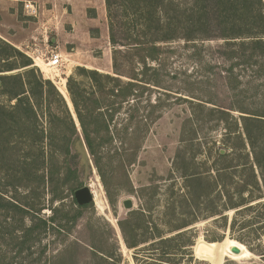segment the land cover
Listing matches in <instances>:
<instances>
[{
    "label": "rangeland",
    "instance_id": "374dc122",
    "mask_svg": "<svg viewBox=\"0 0 264 264\" xmlns=\"http://www.w3.org/2000/svg\"><path fill=\"white\" fill-rule=\"evenodd\" d=\"M7 1L0 0V30L5 34L0 33V38L8 42L9 35L24 32L26 44L18 49L33 62L38 58L34 64L55 85L62 84L60 78L65 84L76 66L114 75V50L120 51L116 61L121 72L135 73L150 83L118 110H109L104 121H92L95 113L90 117L83 111L91 128L105 123L114 133L124 129L137 132L134 151L124 152L117 137L108 146L119 150L103 160L108 193L91 159L80 158L76 141L71 167H76L77 173L69 174L68 181L62 183L65 162L59 155L50 156L49 140L41 131L68 125L53 121L43 103L36 118L30 115L24 122H0L3 127L30 129L22 138L10 140L16 143L14 147L0 138V264H144L156 258L150 255L151 236L161 233L170 237L179 232L185 235L175 243L188 239L192 257L177 249L175 259L167 264H212L195 255L199 236L206 241L230 237L252 253L241 259L226 256L222 264H264V207L257 205L264 203V193L249 204L251 208H245L248 204L229 208L225 196V189L234 191L236 183L252 181L253 174L260 179L264 174V121L258 122L264 119V56L260 50L242 42V37L228 39L234 35L227 17L218 10L210 17L203 16L202 22L210 25L197 28L191 40L160 43L157 59H146L145 67L141 52L110 42L105 0H22L13 6H7ZM27 1L36 8L33 16L26 12ZM111 2L113 22L126 28L131 14L122 0ZM243 20V24H252L248 18ZM37 23L45 40L38 31L30 37L26 33ZM56 44L63 53L57 67H48L59 75L53 79L38 60L46 63L56 52ZM6 51L0 47V53ZM75 60L84 65H76ZM4 61L0 54V68ZM20 70L0 71V75ZM67 96L68 101L63 97L82 137L68 92ZM0 103L11 104L1 90ZM243 116L253 118L244 121ZM3 117L8 118L6 113ZM65 140L56 142L62 145ZM37 145L43 146L44 158L30 152ZM246 162L253 171L248 166L242 168ZM228 165L232 167L222 172L228 184L224 188L221 183L216 185V169ZM186 170L199 173L198 181L189 184L183 176ZM259 181L261 187L254 189L255 194L263 192ZM85 184L93 200L80 208L73 192ZM241 195L246 197L247 192ZM127 198L132 201L130 208L122 204ZM131 214V223L139 225L138 239L147 240L134 248L126 246L119 226V221Z\"/></svg>",
    "mask_w": 264,
    "mask_h": 264
},
{
    "label": "trees",
    "instance_id": "16d2710c",
    "mask_svg": "<svg viewBox=\"0 0 264 264\" xmlns=\"http://www.w3.org/2000/svg\"><path fill=\"white\" fill-rule=\"evenodd\" d=\"M122 5L132 16L126 28L122 27L123 29L112 20L111 0H105L109 40L114 46L117 44L141 52V62L145 67L146 59H157L158 54L161 52L160 43L170 42L176 38L191 40L192 37H195L197 28L210 25L207 22H202L203 16L210 17L211 13H216L218 10L221 12L220 15L227 17L231 34L234 35L228 37V39L242 37V42L250 44L253 49H259V54L264 56V0H122ZM243 18H248L252 24L247 22L243 24ZM222 22L224 21L222 20ZM120 32L123 33V36L120 35ZM226 42H229V40ZM1 46L6 48L7 51L2 52L3 54L0 53L5 56L0 71H11L17 68L21 70L12 74L0 75V90L9 97L11 103L10 105L0 103V122L7 123L9 120L24 122L28 120L30 115L36 118L37 108H40V104L43 103L45 111L53 121L64 122L68 125L66 129L60 126H51L46 133L41 131L42 137L44 136L49 140L50 156L59 155L65 162L62 167L65 180L62 183L68 181L69 174L75 176L77 173V168L71 167L76 154L72 151V148H74V141H76L80 158L83 156L91 159L108 193L109 182L106 170L103 167V160L109 154L119 152L118 148L110 149L108 146L117 137L124 152L129 149L134 151L136 148L133 144L138 138L137 132L124 129L121 132L115 131L114 133L105 123L102 126L97 124L94 128H91L83 115V111H86L90 117L95 113L91 119L92 121H104L109 110L116 111L122 107L124 102L142 94V91L147 88L145 84L150 82L139 79L135 73L121 72L119 63L116 61V55L120 53L119 50L113 51L112 66L114 75L96 69H88L84 66H76L73 72L66 77L65 85L81 127L83 135L81 137L70 108L54 82L49 78H45L32 59L14 45L0 38ZM122 76L128 77V80L124 81ZM4 113L8 118L3 117ZM58 113L61 114V117L58 116ZM242 118L246 121L253 117L243 116ZM259 120L261 121L258 122L264 121V119ZM28 132H30V129L27 127L0 126V138L5 139L7 145L16 144L10 140L22 138ZM245 133L250 139L251 134L246 124ZM65 137L66 140L62 145L56 142L59 138ZM30 152L41 155L42 158L45 156V151L41 145L34 146ZM219 156L224 155L219 154ZM255 163L260 166L257 154H255ZM247 166L253 171V166L248 162L244 163L242 168L245 169ZM231 167L232 165H228L216 169V185L221 183L222 187H228V184L223 181L224 174L222 172ZM183 176L190 184L197 182L200 174L186 170ZM259 180L263 182V192L255 194L254 189L260 190L261 187ZM115 186L118 185L115 184ZM73 188L74 186L71 184L70 190H73ZM233 189L238 193L239 199L234 198L235 193L233 190L225 189L227 207L238 208L248 204L245 208H251L253 206L249 204L261 198L264 193V174L260 179L253 174L252 181H243L241 184L236 183ZM244 192H247L246 197L241 195ZM87 205H79V207ZM257 205L264 207V203H257ZM132 218L133 214L119 221L124 242L129 248L137 247L140 243L147 241L146 239H138L136 229L139 225L131 223ZM184 235V233L179 232L170 237H163L161 233L151 236L149 238L151 241L149 243L150 255H155L156 258L154 257L155 261H144V264H167L175 259L174 254L177 249L181 251L180 253H187L192 257L189 249L192 243L188 239H184L182 244L177 245L175 243L178 238Z\"/></svg>",
    "mask_w": 264,
    "mask_h": 264
},
{
    "label": "bare ground",
    "instance_id": "6f19581e",
    "mask_svg": "<svg viewBox=\"0 0 264 264\" xmlns=\"http://www.w3.org/2000/svg\"><path fill=\"white\" fill-rule=\"evenodd\" d=\"M38 64L42 65V67L49 73L51 78H59V75L54 74L53 72L51 73L50 68H48V64L40 59L38 60ZM60 82L62 84L57 83L56 87L68 101L67 89L64 82H62V78H60ZM234 246L239 248L237 253L231 250V248ZM194 252L198 258L207 260L212 264H222L226 256H230L235 259H241L249 258L252 255V253L245 247L244 244L230 237H224L220 241H206L204 238L199 236L194 244Z\"/></svg>",
    "mask_w": 264,
    "mask_h": 264
},
{
    "label": "crops",
    "instance_id": "0c3cea01",
    "mask_svg": "<svg viewBox=\"0 0 264 264\" xmlns=\"http://www.w3.org/2000/svg\"><path fill=\"white\" fill-rule=\"evenodd\" d=\"M16 1H22V0H8L7 1V6H13V2H16ZM10 16H12L13 15V13L12 12H10V14H9ZM15 23L19 26V25H22V24H20L19 22H18V20H15ZM32 25H30L29 27H31ZM21 27V26H20ZM34 27H36V28H34ZM28 28V27H27ZM22 29V28H21ZM35 31H38L39 32V34H41V36L43 37L42 38V40H45L44 39V31L43 30H41L40 29V27H39V24L37 23V25L35 26V25H33V28L31 29V30H28L26 33H30V35H29V37L30 36H32V34H33V32H35ZM0 33L1 34H3V36L5 35L3 32H2V30H0ZM19 34H11V35H9L8 33H7V35H9L10 37H9V40H8V42H10L12 45H14L15 47H17V48H19V46H21V45H23V44H26L25 42H26V36L27 35H25V37H24V32H23V34H22V32H18ZM25 33V34H26ZM22 34V35H21ZM39 36L40 35H38L37 37L39 38ZM92 39L94 40L95 39V37H92ZM40 40V39H39ZM53 41V40H52ZM59 41H60V39H59ZM26 46H28V45H26ZM62 46H63V44H62ZM55 48H56V52L55 53H57V54H59L60 56L62 55V53H63V48L61 47V46H59V44H56L55 45ZM76 61V60H75ZM75 64L76 65H84V62L83 61H76L75 62ZM96 69H98V70H102V69H99V68H96ZM105 69H107V66L105 67ZM103 71V70H102ZM72 72V70L70 69V70H68V74L69 73H71ZM67 74V75H68Z\"/></svg>",
    "mask_w": 264,
    "mask_h": 264
},
{
    "label": "water",
    "instance_id": "95a60500",
    "mask_svg": "<svg viewBox=\"0 0 264 264\" xmlns=\"http://www.w3.org/2000/svg\"><path fill=\"white\" fill-rule=\"evenodd\" d=\"M73 194H74V198L76 200V203L78 205H84V204H87L93 200L92 192H91L89 186L86 184L75 189ZM122 204L125 208H130L132 206V201L130 198H127V199L123 200ZM231 250L233 252L237 253L239 251V248L234 246L231 248Z\"/></svg>",
    "mask_w": 264,
    "mask_h": 264
},
{
    "label": "built area",
    "instance_id": "2783aa9c",
    "mask_svg": "<svg viewBox=\"0 0 264 264\" xmlns=\"http://www.w3.org/2000/svg\"><path fill=\"white\" fill-rule=\"evenodd\" d=\"M24 6L28 15L33 16L35 14L36 8L34 4H32L30 1H27ZM36 59L33 58L35 64H36L35 62ZM59 63H60V55L57 53H51L50 57L46 61V64H48L49 67H57Z\"/></svg>",
    "mask_w": 264,
    "mask_h": 264
}]
</instances>
